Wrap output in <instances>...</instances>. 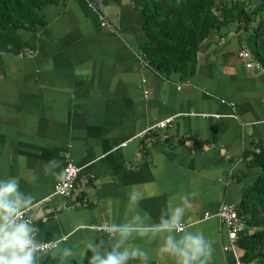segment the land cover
I'll return each instance as SVG.
<instances>
[{
  "label": "crops",
  "instance_id": "obj_1",
  "mask_svg": "<svg viewBox=\"0 0 264 264\" xmlns=\"http://www.w3.org/2000/svg\"><path fill=\"white\" fill-rule=\"evenodd\" d=\"M43 15L42 30L19 32L30 57L0 53V177H17L34 195L28 218L42 239L58 242L43 264H57V247L105 239L92 227L129 218L131 185L153 222L169 198L195 193L184 227L213 242L211 264H232L224 225L204 215L239 207L260 174L248 153L264 144V70L245 68L233 32L212 33L191 75L163 78L141 58L145 36L131 0H66ZM170 117L168 129L140 136ZM65 155L79 177L70 198L50 197ZM166 235L136 241L152 264H172L159 254ZM90 255L72 264H90Z\"/></svg>",
  "mask_w": 264,
  "mask_h": 264
},
{
  "label": "trees",
  "instance_id": "obj_2",
  "mask_svg": "<svg viewBox=\"0 0 264 264\" xmlns=\"http://www.w3.org/2000/svg\"><path fill=\"white\" fill-rule=\"evenodd\" d=\"M66 0H0V53L18 56L31 49L19 32L42 30L43 10ZM95 1V0H88ZM142 19V60L168 79L193 73L197 55L212 33L233 32L239 48H247L264 70V1L253 0H131ZM239 49V51H240ZM251 154L260 174L243 189L237 212L245 220L238 236L244 264H264V144Z\"/></svg>",
  "mask_w": 264,
  "mask_h": 264
},
{
  "label": "clouds",
  "instance_id": "obj_3",
  "mask_svg": "<svg viewBox=\"0 0 264 264\" xmlns=\"http://www.w3.org/2000/svg\"><path fill=\"white\" fill-rule=\"evenodd\" d=\"M20 159L26 161L27 158ZM49 163L56 165L55 161ZM194 195L184 194L178 203L175 197L169 198L158 222H153L151 212L140 206L143 194L137 186L131 185L127 193L130 217L123 222H110L105 229V239L90 238L83 248L57 247L50 255L57 264H72L78 256L85 257L88 253H91L90 264H152L153 256L136 241L155 239L161 232H166L159 249L162 260L170 258L172 264H211L213 242L203 231L184 227ZM34 200V195L21 190L17 177H0V264H43L49 255L48 242L41 238L33 221L25 216Z\"/></svg>",
  "mask_w": 264,
  "mask_h": 264
},
{
  "label": "built area",
  "instance_id": "obj_4",
  "mask_svg": "<svg viewBox=\"0 0 264 264\" xmlns=\"http://www.w3.org/2000/svg\"><path fill=\"white\" fill-rule=\"evenodd\" d=\"M89 7L91 5L89 4ZM100 25L105 29L112 30V26L109 25L104 19H100ZM32 55L31 50L20 53L19 57H30ZM239 58L244 61L246 69L260 70L263 69L261 65L256 62L247 48H242L239 51ZM173 123V117L158 122L152 127L145 130L140 136L144 135H156L155 133L163 132L168 129ZM122 146H125L123 144ZM81 169L78 168L67 155L64 156V167L61 179L56 183L52 196H58L68 199L72 196V190L76 180L79 177ZM50 197L45 199L49 201ZM30 208L25 211V216L28 218ZM217 218L224 225L227 233V243L223 247V251L229 253L232 257V264H244L241 260V253L238 245V236L245 229V220L237 212V207L230 204H222L218 211L214 214H205L204 219ZM92 230L106 233V226L92 227ZM58 242H48L47 248L51 250L57 246Z\"/></svg>",
  "mask_w": 264,
  "mask_h": 264
},
{
  "label": "rangeland",
  "instance_id": "obj_5",
  "mask_svg": "<svg viewBox=\"0 0 264 264\" xmlns=\"http://www.w3.org/2000/svg\"><path fill=\"white\" fill-rule=\"evenodd\" d=\"M221 1H225V2H230L231 0H216V2L218 3V2H221ZM262 1H264V0H253V4H252V7L254 6V5H257V4H259V3H261Z\"/></svg>",
  "mask_w": 264,
  "mask_h": 264
}]
</instances>
